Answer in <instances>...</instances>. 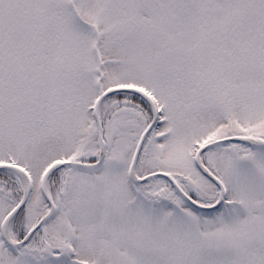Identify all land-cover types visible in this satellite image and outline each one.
<instances>
[{"label":"snow or ice","instance_id":"1","mask_svg":"<svg viewBox=\"0 0 264 264\" xmlns=\"http://www.w3.org/2000/svg\"><path fill=\"white\" fill-rule=\"evenodd\" d=\"M0 264H264V0H0Z\"/></svg>","mask_w":264,"mask_h":264}]
</instances>
